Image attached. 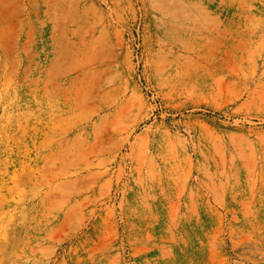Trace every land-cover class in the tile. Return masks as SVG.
<instances>
[{
    "label": "rangeland",
    "instance_id": "1",
    "mask_svg": "<svg viewBox=\"0 0 264 264\" xmlns=\"http://www.w3.org/2000/svg\"><path fill=\"white\" fill-rule=\"evenodd\" d=\"M0 264H264V0H0Z\"/></svg>",
    "mask_w": 264,
    "mask_h": 264
}]
</instances>
